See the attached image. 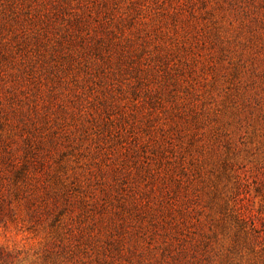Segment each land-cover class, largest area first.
<instances>
[{"label":"rangeland","instance_id":"rangeland-1","mask_svg":"<svg viewBox=\"0 0 264 264\" xmlns=\"http://www.w3.org/2000/svg\"><path fill=\"white\" fill-rule=\"evenodd\" d=\"M103 20L110 63L67 67ZM0 26V264H264V0H0Z\"/></svg>","mask_w":264,"mask_h":264},{"label":"trees","instance_id":"trees-1","mask_svg":"<svg viewBox=\"0 0 264 264\" xmlns=\"http://www.w3.org/2000/svg\"><path fill=\"white\" fill-rule=\"evenodd\" d=\"M85 21H87V19H82L81 16H76V17H74L70 21V25L74 26L75 28H80V27H83V25H86L85 24L86 23ZM99 24H100V26L98 28L99 29L101 28L102 30H104L107 33L104 34L105 36L104 35L103 36L102 35L97 36L98 37V40H96L95 42H92L91 40H89L90 36L92 35L90 32H88V33L86 32V33L83 34L84 30H83V32L79 33V34H81L80 36L76 35V36H73L72 38L70 37V40H69V44H71L70 45V50L69 51H66L65 53H63V55L65 57L64 59L67 61V67L75 66V64L77 63V61H79V65L80 66H82V65L85 66L86 65L87 68H88V65H89L88 63H91V64L93 63L90 67L93 66V68H94V66H99L98 69L102 71V70H104V66H106L108 63H110V61H107V60H112L113 59L112 56H111V54H112V49L111 48L114 45H113V42H109V40H112V38L110 36L111 35H114V34H113V32H108L109 31L108 30L109 29L108 28L109 27L108 24H110V22L108 23L107 20L106 21L103 20V21H100ZM0 29L1 30L3 29L2 26H0ZM65 40H68V39H66V36H65ZM74 43H76V44H74ZM65 44H66V42L64 40L63 41L60 40L58 47L59 48H64V47H66ZM75 45H80V46H79V48H76L75 49L74 48ZM72 46H73L74 49L71 48ZM22 47L23 46L21 45L20 47H18V49L19 48H22ZM20 51H22V50H20ZM104 51L106 53H108L107 56L105 55V52ZM123 51L122 50L119 51V54H118V56H119L118 59L119 60L120 59L123 60L124 59L123 57H125V54H124ZM100 58H102V60H101L102 63L99 61ZM104 99H103L104 112L107 114L108 120H110V117H111V107H110L108 98L105 96ZM107 125H108V122H105L104 123V127L107 126ZM59 129L60 130H63V132H65L61 137H63L64 139L67 138V137L69 139H71V136L70 135H72V130L70 132H67L66 129H64L63 127L62 128H59ZM103 132L104 131H102V134H103ZM110 132H112V131H110ZM120 136H118V137H120ZM63 138L61 140V138H57L55 136H53V137L46 136L42 141L45 144L50 143L51 145L55 146V145H57L58 139H60V142L62 141L61 143H63ZM101 139L102 138L100 136L97 137V140L98 141H100ZM65 141H70V140H64V143H65ZM98 141H97V144H98V146H100V143ZM29 147H30V149L28 150V154H30V157L28 159H26V161H25L26 162L25 164H27L26 166L33 165L34 164V158L36 156H38V154H37L38 152L35 150V148H33L32 143H29ZM131 149H133V148L130 145L129 146H126L127 152L130 153ZM38 161L40 163H43L44 162L43 159L42 160H38ZM27 169L28 168L25 167V173H26ZM57 170L59 171V173L61 172V170L62 171H65V164L63 163L60 167H58ZM27 174L28 173H26V175ZM58 177L62 181H66L64 179V177L62 176V173ZM66 186H68V183H67ZM20 188L21 187H19V189ZM58 221H60V219ZM117 228H118V226H117ZM91 241H92V239L89 240V242H81L78 245L80 246V245L83 244L82 247H84L85 245H87L89 247H92V249H95V250H98V251H102V249L104 250V248H102V245L96 244L97 242L94 243L93 241H92L93 242L92 243ZM84 248H88V247H84Z\"/></svg>","mask_w":264,"mask_h":264}]
</instances>
